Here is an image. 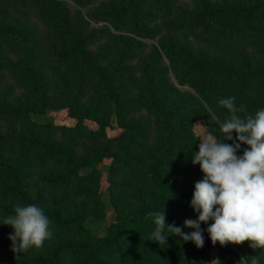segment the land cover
<instances>
[{"label":"trees","instance_id":"16d2710c","mask_svg":"<svg viewBox=\"0 0 264 264\" xmlns=\"http://www.w3.org/2000/svg\"><path fill=\"white\" fill-rule=\"evenodd\" d=\"M82 9L107 24L92 27ZM0 10L8 13L0 17V48L20 57L8 66L14 84L9 93L17 85L24 90L18 101L0 96V214L15 221L12 227L0 225V264H62L64 257L68 264L201 262L203 250L167 259L159 246L167 236L179 248L197 240L201 230L168 220L175 218L177 205L202 206V190L214 181L231 187L223 230L254 229L264 236V57L251 58L236 47L248 41L264 55V0H202L188 11L181 0H0ZM158 36L157 44L147 45L146 39ZM110 37V48L101 50L100 42ZM203 46L219 47L220 54ZM104 55L111 63H101ZM139 73L141 90L128 100L119 82ZM6 79L0 78V86ZM53 82H61L64 93L73 85L90 89L100 100H67L79 118L75 125L35 121L31 112L48 105ZM183 94L194 100L189 103ZM204 104L228 128L223 136L227 156L219 163L208 153L199 161L202 149L186 122L187 116L191 122L208 115ZM114 106L125 117L146 110L156 126L132 120L115 137H108L104 127L85 129L84 117ZM182 107L190 113H182ZM106 157L112 160V197L136 203L99 237L84 226L83 217L88 203L95 212L102 210L92 189L100 171L92 162ZM176 167L190 180L185 189L164 174ZM253 175L256 181L247 185ZM35 181L46 187L79 183L74 196L81 209L65 218L70 195L52 194L45 204L40 191L32 195ZM150 218L157 223L145 239ZM59 232L73 237L51 238ZM47 238L46 251L33 253ZM10 251L22 256L12 258ZM245 260L264 264V244L246 251ZM218 264L233 263L224 256Z\"/></svg>","mask_w":264,"mask_h":264},{"label":"rangeland","instance_id":"374dc122","mask_svg":"<svg viewBox=\"0 0 264 264\" xmlns=\"http://www.w3.org/2000/svg\"><path fill=\"white\" fill-rule=\"evenodd\" d=\"M201 1L202 0H181V8L184 11H188L190 9L198 7L201 4ZM91 8L93 10L95 6H92ZM16 14H14V16H16ZM82 14L91 23L92 27L99 28L102 25L107 24L105 22L97 23L96 21H94L91 15L86 12L85 9H82ZM2 16H8V13H6V11L0 10V17ZM33 18L32 21H30L32 22L30 23V26H33L35 22V19ZM159 37L160 36L156 38L146 39V42H148L147 45L151 46L152 42L157 44L159 42ZM111 39L112 37H110L108 40H103L99 44L100 47L97 46L95 49H98V47L101 48V50L110 48V45L107 43H111V41H113ZM150 46L148 47V50L152 48ZM236 47L239 48L238 51L236 50ZM236 47H233L234 51L247 53V55L251 58L262 60L264 57V55L255 51V49L248 41L242 42L241 45H236ZM204 49L209 53H212V55L214 56L220 54L219 47L214 49L212 46H206L204 47ZM103 57L104 60L101 61V63H111V56L107 58V55H104ZM19 59L20 57L17 56V54L5 52L0 48V78L7 77V81H5L6 86L4 85V82L0 86V96H7L9 94V98L13 99L14 101H18L20 99L19 97L23 96L24 90L21 86L16 84V90L12 94L9 93L11 88L14 87V84L13 81H10L8 79V66L10 64L17 63ZM132 63H136L135 60H133ZM138 77H140V73L132 76H130L129 74V78L126 79L127 81L119 82V85L123 87L121 89V92L124 90V93H127L126 97L128 98V100L133 99L134 96L138 95L139 91L141 90L140 79L138 80ZM172 79L176 83V79L174 76H172ZM60 83L61 82H53V89L49 90L50 99L48 101V105L41 106L40 109L38 108L36 110H32L31 117L33 118V120L42 123L52 122L55 125L65 127L75 125L79 122V118L76 116V114L73 113V109L69 105H66L67 100L73 101L77 97H79L82 103L92 104H96L100 100V96L96 94V92L90 89H83L82 91H78L77 85L71 86L70 89L64 93V88L62 87V85L60 86ZM176 85L181 89L185 88V86H181L179 84ZM64 95H69V97L65 98ZM183 96L186 97L189 103H191L190 101L194 100L191 95L183 94ZM73 104L75 105V102H73ZM204 106L208 110V115L198 116L191 122L189 121V118L187 116L186 122L189 123V126H191V130L194 133L195 139L202 149L201 151H199V161H201L202 157H205L204 155L208 153L216 163H219L225 160L227 156V149L225 147V144H223V141L225 139L223 138V136L226 137V135L228 134V128L223 123L218 121V117L212 109H210L205 104ZM182 109V113H190L187 111L188 107H182ZM95 115L96 117H84L81 120L82 124L85 126L86 130L91 129L93 131L102 129L104 127L103 130L108 137L117 136L124 129V125L132 120H142L143 122H149L151 127L156 126V118L148 114V111L146 110L138 112L137 115L133 117H125L118 113L116 106H114L113 108L111 107L110 110L101 109L98 113H95ZM14 125L20 127L21 123H11V126ZM2 129H4V127ZM5 131L8 132L7 129L3 130V132ZM219 135H222L220 139ZM111 162L112 160L110 157L103 158L99 162H97V160L92 162V164H96L97 168L100 171L97 178L95 179L97 188L95 183L93 182L92 189L93 191L96 189L95 191H97L100 200H102V206L100 205V207H102V210H100L99 208L97 210V213L95 212L96 207L88 203L83 217L84 226L94 235L99 237L104 236L108 233L109 226L118 219L120 213H122V215L127 214L129 209L134 207L136 203L132 200L119 201L117 197H112L110 181ZM36 170L40 172L43 169L36 168ZM87 171H89V169H85V172ZM164 174L171 180L177 179L178 185L181 189H185L190 184L189 178L180 167L165 170ZM256 179L257 178L255 177V175H253L247 177L245 182L247 185H251L254 181H256ZM34 183L35 187L32 189V195H36L40 191L44 196L45 204L48 203V198L52 194L56 196H60L64 193L70 195V199L66 202V206L63 210L65 218H72L75 213L78 212L79 209H81L83 203L78 202L76 200V197L74 196V192L79 188V183L72 182L56 187H46L36 181ZM82 186L84 187L85 185ZM202 191V198L204 203H202V206L200 204L192 202L184 205H177L176 211L174 213L175 218H170L168 220V223L175 226H186L195 230H201L197 237V240L194 241L190 246H182L179 248L175 246V242L171 239V237L167 236L165 242L159 246V249L162 248L161 250L165 253L167 259H171L172 253H191L194 250H203L204 256L201 262H187V264H218L221 258L224 256L233 264H247L245 260V252L249 251L250 249H260L264 244L263 234L261 232H255L254 229H237L232 232L223 230L221 219L224 210L227 208L225 200H227L228 194L231 192V187L228 183H220L218 181H214ZM156 223V219L154 218H150L147 220V235H143L145 239L149 238V234L154 229ZM4 224L5 226L12 227L14 226L15 221L7 219L0 214V225ZM72 237L73 234L67 232H59L58 234H52L51 236V238L53 239L61 240H65L68 238L71 239ZM49 241H51L50 238H47L43 243V246L35 250L33 253H44ZM8 255L12 258L22 256L20 253H16L13 251H10ZM68 263V258L64 257L62 260V264Z\"/></svg>","mask_w":264,"mask_h":264}]
</instances>
